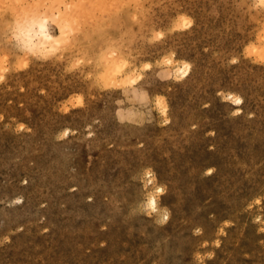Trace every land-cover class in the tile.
I'll return each instance as SVG.
<instances>
[{
    "label": "rangeland",
    "instance_id": "1",
    "mask_svg": "<svg viewBox=\"0 0 264 264\" xmlns=\"http://www.w3.org/2000/svg\"><path fill=\"white\" fill-rule=\"evenodd\" d=\"M0 264H264V0H0Z\"/></svg>",
    "mask_w": 264,
    "mask_h": 264
},
{
    "label": "bare ground",
    "instance_id": "2",
    "mask_svg": "<svg viewBox=\"0 0 264 264\" xmlns=\"http://www.w3.org/2000/svg\"><path fill=\"white\" fill-rule=\"evenodd\" d=\"M34 23V24H33ZM33 23H31L30 25L32 26H29V27H31L30 28V30H28L26 33V37H28V38H30V37H32V36H35V37H37V40H38V43H40L41 45H46V43L47 44H53V43H58V41L57 40H60V37H58V39L56 38V37H53V35L48 31V28H47V19H46V17H44V18H42L41 20H36L35 22H33ZM62 24V23H61ZM60 24V25H61ZM62 26V25H61ZM61 26H60V28H61ZM66 26V25H65ZM64 25L62 26V27H64V29L66 28ZM29 29V28H28ZM26 30H27V28H26ZM60 31H64V33H65V31H66V29L65 30H60ZM62 32H60V34H61ZM64 33H62V34H64ZM25 37V38H26ZM55 45V44H54ZM176 67V66H175ZM174 66H173V69L175 68ZM177 69H178V67H176ZM186 70V69H185ZM182 71V70H181ZM184 72V71H183ZM126 79H127V77H126ZM124 81V80H123ZM238 101V100H237ZM236 101V102H237ZM159 191V190H158ZM150 205H152V207L155 209V200L153 199V198H151L150 199Z\"/></svg>",
    "mask_w": 264,
    "mask_h": 264
}]
</instances>
